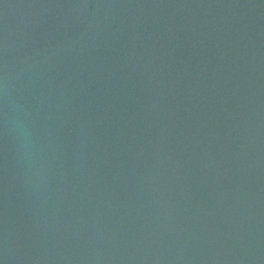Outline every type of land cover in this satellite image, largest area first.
I'll return each instance as SVG.
<instances>
[{
	"label": "water",
	"instance_id": "water-1",
	"mask_svg": "<svg viewBox=\"0 0 264 264\" xmlns=\"http://www.w3.org/2000/svg\"><path fill=\"white\" fill-rule=\"evenodd\" d=\"M0 264H264V0H0Z\"/></svg>",
	"mask_w": 264,
	"mask_h": 264
}]
</instances>
